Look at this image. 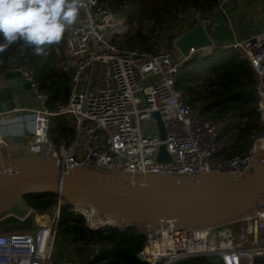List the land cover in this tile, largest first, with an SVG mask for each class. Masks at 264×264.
Returning a JSON list of instances; mask_svg holds the SVG:
<instances>
[{"label":"built area","instance_id":"2783aa9c","mask_svg":"<svg viewBox=\"0 0 264 264\" xmlns=\"http://www.w3.org/2000/svg\"><path fill=\"white\" fill-rule=\"evenodd\" d=\"M109 1V0H107ZM229 0H220L218 7ZM77 21L68 26L64 36L69 62L70 94L54 109L40 89L33 67L13 63L12 70L22 74L40 101L22 117L30 125L27 151L38 155L45 151L59 169L89 167L107 173L130 175H165L190 177L205 174L242 176L251 169L264 135V33L234 44L191 47L184 55L175 45L170 49L150 51L122 45L130 32L129 21L114 13L107 2L84 0ZM207 32L211 17L200 10L182 16L176 39L196 25ZM176 41V40H175ZM235 50L253 70L257 85V111L261 128L243 153L224 156L233 146L222 135L234 122L227 113L205 111L178 89L180 73L193 57L213 56L216 51ZM158 112L166 129L159 133ZM0 114V125L6 121ZM70 121L75 136L70 143L55 141L52 119ZM243 120L242 126L245 127ZM7 132L0 133V157L6 149ZM165 145L170 162L158 160ZM59 197L52 212L35 210L31 230L0 233V264H54L62 206ZM71 204V209L85 218L92 230L126 228L132 223L102 213L90 204ZM146 242L138 252L145 264L176 262L217 255L224 264H261L264 260V205L231 221L214 225L185 226L176 222L145 224ZM101 242L93 244V259L104 250ZM205 262L203 264H205ZM60 264H82L63 259Z\"/></svg>","mask_w":264,"mask_h":264},{"label":"water","instance_id":"95a60500","mask_svg":"<svg viewBox=\"0 0 264 264\" xmlns=\"http://www.w3.org/2000/svg\"><path fill=\"white\" fill-rule=\"evenodd\" d=\"M184 55L191 47L213 45L206 28L199 24L176 39ZM212 57V56H211ZM211 57H205L209 59ZM256 91V87L253 88ZM0 101L17 106L11 88L0 85ZM7 104V105H8ZM159 133L166 129L158 112ZM251 169L242 176L205 174L190 177L107 173L89 167L62 172L45 151H27L29 135L8 134L4 140L11 157H0V227L35 224V210L25 197L53 192L72 204H90L98 211L120 218L141 229L145 224L176 222L185 226L214 225L231 221L264 205V135ZM160 162H170L165 145ZM205 264H224L210 255Z\"/></svg>","mask_w":264,"mask_h":264},{"label":"trees","instance_id":"16d2710c","mask_svg":"<svg viewBox=\"0 0 264 264\" xmlns=\"http://www.w3.org/2000/svg\"><path fill=\"white\" fill-rule=\"evenodd\" d=\"M101 2H107L108 6L115 12L131 5L130 13L124 15L128 17L129 24L134 28L121 44L154 51L151 37L141 29L135 28V15L131 12L136 7L144 6L145 9L143 10L150 9V17L156 18L157 22L173 24L179 19L181 13H187L191 10H200L209 14L219 5L220 0H101ZM62 46L63 40L61 39L58 43L48 47L47 52L51 51L50 56L43 58L42 55H36L31 46L25 45L23 41H17L0 52V73L10 67L12 59H15L17 63L33 67L40 89L47 95L50 108L54 109L57 103L66 101L70 94L69 74L52 64L55 61L56 49ZM228 51L233 50H219L209 59L195 55L182 69L177 84L178 89L196 103L198 102L196 97L199 94L198 89L204 88L203 83L208 82L205 86H209L211 89L209 94L211 97H215L216 102L201 108L209 112L213 106L222 105L224 110L219 113H232L231 115L234 117L236 127L239 130L236 131L234 139L244 141V145L241 144V148L239 144L234 145L233 150L229 151L231 153H225L226 156L243 153L249 147L255 133L261 128L257 111L259 99L257 92L253 90L257 85L255 74L249 63L241 59L235 50L233 55L228 56L226 60L225 53ZM216 53L220 54V59L225 61L214 63ZM210 63L214 64L209 65ZM190 66L191 68L188 69ZM245 118L248 119L244 122L245 127H243ZM55 124V131L57 132L55 141L64 140L70 143L74 138V130L70 121L63 117H56ZM59 197L56 193L47 192L29 194L25 199L37 211L49 212L51 208L56 206ZM11 226H18L19 230L24 228L16 224ZM11 226L9 225V227ZM59 229L62 233L73 236L74 240H93L106 245L102 254L89 264H145L139 259L138 252L146 242V235L137 224L126 228L110 227L104 230H92L86 225L85 218L72 211L71 204L66 203L62 206ZM10 231L12 230L7 232ZM107 245H110L111 248L107 249ZM103 260L105 262L101 263ZM204 262L205 258L199 257L174 264H203ZM261 264H264V260Z\"/></svg>","mask_w":264,"mask_h":264},{"label":"crops","instance_id":"0c3cea01","mask_svg":"<svg viewBox=\"0 0 264 264\" xmlns=\"http://www.w3.org/2000/svg\"><path fill=\"white\" fill-rule=\"evenodd\" d=\"M208 15L211 17L208 34L213 44L217 46L221 44H234L235 42L246 40L254 35L264 33V0H229L223 6V9L217 6ZM62 40L63 46H66V57L64 60L60 59L57 53V49L60 48L58 47L55 52V61L52 64L56 66V68H60L67 72L64 66L69 62V54L64 35ZM50 52H46L42 57L46 58L48 55L50 56ZM15 61V59H12L10 67L0 73V85L12 89L17 103V106L13 108L12 106L9 107L8 103L0 101V114H6V121L0 125V133L7 132V135L23 134L25 131L30 132V125L22 121V117L28 113L27 111L29 109L36 108L40 105V101L32 90L30 83L22 74L12 70V65ZM67 74L70 73L67 72ZM196 104L199 105L198 102H196ZM203 106L204 105H201L200 107ZM2 155L4 159L11 157L6 149L3 151ZM53 209L54 207L50 209V212H52ZM21 226L24 227L25 225ZM11 227H9V225L0 227V233L7 232L8 230H19ZM94 243L96 242L93 240H74L73 236L66 235L59 229V235L55 245L54 264H60L63 259H74L80 261L82 264H89L92 262L94 255ZM105 248L106 245L104 250ZM108 248L110 249L111 246L107 245V249ZM104 262V260L101 261V263Z\"/></svg>","mask_w":264,"mask_h":264},{"label":"clouds","instance_id":"9594fccd","mask_svg":"<svg viewBox=\"0 0 264 264\" xmlns=\"http://www.w3.org/2000/svg\"><path fill=\"white\" fill-rule=\"evenodd\" d=\"M84 0H0V52L17 41L44 55L74 24Z\"/></svg>","mask_w":264,"mask_h":264},{"label":"rangeland","instance_id":"374dc122","mask_svg":"<svg viewBox=\"0 0 264 264\" xmlns=\"http://www.w3.org/2000/svg\"><path fill=\"white\" fill-rule=\"evenodd\" d=\"M107 6H108V4H107ZM143 9H145L144 6H138L135 8V10H133V12H131L132 14L135 15V20H136L135 21L136 22L135 28L137 30L141 29L146 34H148L149 37H151V41L154 44V51L166 50V49L172 48L174 46L176 36L178 34V32H177L178 24L180 23L182 16L185 15L186 13H181L179 16V19H177L173 24H169L168 22H163V23L160 21L157 22L156 18L150 17V9H146V10H143ZM111 10L114 13H116L118 16L126 17L128 20V17L124 14L130 13L131 5H127L123 10H120L118 12H115L113 9H111ZM133 28L134 27H132L130 25V32L132 31ZM57 53L59 54L60 59L64 60L66 57V54H67L66 46L64 45V46L58 48ZM233 53H234L233 51H228L227 53H225L226 60L228 59L227 57L228 56L231 57L233 55ZM219 56H221V55L216 53L214 63L218 62V61H225V60L220 59ZM209 57H211V56H209ZM214 63H210L209 65H213ZM190 68H191V66L188 67V69H190ZM203 84H204V88H199L198 89L199 94L196 96L197 100H198V104H199V105H197V104L196 105L199 107L201 105L208 106L209 104H212V103L214 104L216 102L215 97L213 98L209 94L210 93L209 91L211 90L209 88V86H205L208 84V82L207 83L204 82ZM223 110H224L223 106L218 105V106H213L211 109H209V112H211L213 114H218L220 111H223ZM55 120H56V118L52 119L53 130L56 129ZM235 127H236V122L234 121L230 125V127L224 132V134L222 135V139H223L225 144H230L232 146L239 144V147L241 148V144L244 145V141H242V140L237 141L236 139H234V137L236 135V131H239L238 128L237 127L235 128ZM243 148H244V146H243ZM228 153H231V152H228ZM224 156H226V155L224 154ZM14 227H17V229H18V226H14ZM31 228H33V226L31 224H28V225H25L22 230H31ZM58 235H59V233H58Z\"/></svg>","mask_w":264,"mask_h":264}]
</instances>
